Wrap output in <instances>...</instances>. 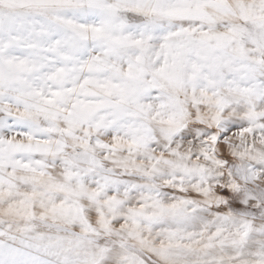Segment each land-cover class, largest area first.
<instances>
[{
  "label": "snow or ice",
  "instance_id": "obj_1",
  "mask_svg": "<svg viewBox=\"0 0 264 264\" xmlns=\"http://www.w3.org/2000/svg\"><path fill=\"white\" fill-rule=\"evenodd\" d=\"M0 264H264V0H0Z\"/></svg>",
  "mask_w": 264,
  "mask_h": 264
}]
</instances>
